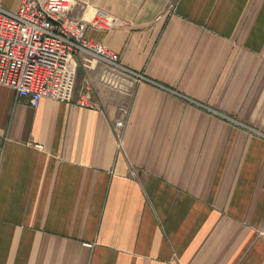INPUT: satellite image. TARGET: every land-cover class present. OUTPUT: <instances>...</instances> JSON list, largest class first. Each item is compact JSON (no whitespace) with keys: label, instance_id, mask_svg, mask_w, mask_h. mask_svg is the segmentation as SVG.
<instances>
[{"label":"crops","instance_id":"1","mask_svg":"<svg viewBox=\"0 0 264 264\" xmlns=\"http://www.w3.org/2000/svg\"><path fill=\"white\" fill-rule=\"evenodd\" d=\"M75 2L144 79L84 56L70 102L0 86V264H264V0Z\"/></svg>","mask_w":264,"mask_h":264},{"label":"built area","instance_id":"2","mask_svg":"<svg viewBox=\"0 0 264 264\" xmlns=\"http://www.w3.org/2000/svg\"><path fill=\"white\" fill-rule=\"evenodd\" d=\"M73 6L74 0H22L15 12L0 6V86L29 97L33 108L42 99L71 101L76 55L82 52L112 72L144 79L123 67L118 54L85 36L88 27L109 30L121 22L103 10H95L90 20L73 18ZM78 103L92 106L85 100ZM124 124L123 117L111 126L118 141Z\"/></svg>","mask_w":264,"mask_h":264},{"label":"rangeland","instance_id":"3","mask_svg":"<svg viewBox=\"0 0 264 264\" xmlns=\"http://www.w3.org/2000/svg\"><path fill=\"white\" fill-rule=\"evenodd\" d=\"M77 4H79V2H75V0H74V6H73V8H75V7H77ZM81 4V3H80ZM73 8H72V10H73ZM85 8H86V6H85ZM72 10H71V12H72ZM95 10H98V9H95ZM94 9H90V13H89V15H87V17H92L93 16V13H94V11H95ZM84 11V9L82 10V12ZM71 12H70V15H71ZM85 19V18H84ZM86 20V19H85ZM81 55H76V58H77V60H79L78 58L80 57H89L88 59H90V61H92L93 60V58L91 57V56H89V55H87L86 56V54L85 53H80ZM80 62V61H79ZM85 63V62H84ZM91 64H93V66H94V68L97 70V71H99V70H102V74H106V73H110V74H117L116 72H112V71H110V69L109 68H107L104 64H102V63H100V62H98V61H92V63Z\"/></svg>","mask_w":264,"mask_h":264},{"label":"bare ground","instance_id":"4","mask_svg":"<svg viewBox=\"0 0 264 264\" xmlns=\"http://www.w3.org/2000/svg\"><path fill=\"white\" fill-rule=\"evenodd\" d=\"M91 18H92V17H86L85 19H86V20H90Z\"/></svg>","mask_w":264,"mask_h":264}]
</instances>
